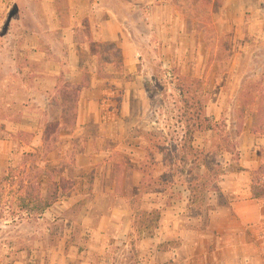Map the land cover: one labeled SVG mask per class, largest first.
<instances>
[{
	"label": "rangeland",
	"instance_id": "1",
	"mask_svg": "<svg viewBox=\"0 0 264 264\" xmlns=\"http://www.w3.org/2000/svg\"><path fill=\"white\" fill-rule=\"evenodd\" d=\"M97 1L124 22L136 49L131 70L114 44L78 50L82 66L73 70L78 59L59 42L56 20L70 25L73 15L88 14L90 0H0V142L15 149L0 186V261L53 264L63 253L80 264H190L193 242L217 234L208 228L218 199L202 204L189 191L192 179L174 170L163 192L147 194L143 172L164 167L148 152L147 132L160 128L158 137L170 141L180 130L175 80L184 79L225 130L198 135L195 146L228 173L237 199L251 190L264 165V0ZM93 23H82L92 40ZM40 53L56 70L65 66L62 75L48 76ZM93 75L111 95L101 123L92 119L83 131L77 88ZM236 128L239 139L230 135ZM22 181L56 203L28 217ZM233 257L213 254L225 263Z\"/></svg>",
	"mask_w": 264,
	"mask_h": 264
},
{
	"label": "crops",
	"instance_id": "2",
	"mask_svg": "<svg viewBox=\"0 0 264 264\" xmlns=\"http://www.w3.org/2000/svg\"><path fill=\"white\" fill-rule=\"evenodd\" d=\"M146 1L147 0H139V3H146ZM88 6V14L84 16L81 14L73 15L70 19V25L68 26H63V22H59L58 18L56 20L58 24V26H56V31L60 37L59 42L67 47V50H71L72 57L74 55L78 59L76 64H74L76 66H74L73 70L80 71V67L82 66V60L78 50H93L94 48L97 50L98 47L105 44H114L117 46L120 49L119 52L121 56L124 57L127 69L131 70L132 67H134L133 58L135 57L134 50L136 49L128 41L127 35L124 33V22L122 19L113 13V9L108 10L107 8H102V2L97 0L93 2L90 0ZM93 19L96 23H93ZM86 21L87 25H90V23L94 24V40L90 37L91 29L89 26L85 27L84 24H82ZM82 29L85 30L87 34L85 43L78 38L82 33ZM40 54L43 57H47L45 72L48 76L55 77V74L56 76L62 75L64 71L63 67L65 66H59L58 70H56V65L53 61L50 62V60H48V55ZM93 76L94 77L89 80L83 92H81L78 127L83 131H85L84 126L91 123L92 119H95L96 123H101L102 108H104V106H101V103H105V97L111 95L110 91L104 88L105 84H102V79L98 75ZM78 84L80 83L72 85L76 86ZM30 85H33V83ZM103 85L104 87L101 88ZM1 143L2 141L0 142V186L4 182L2 174L5 173L6 169L10 166L12 154L15 152L12 143L9 141H4L2 145ZM256 160L252 164V169L254 170H257L259 165V162ZM244 171L243 169L241 172ZM222 187V192L225 193V195L230 194L234 197L233 202L229 204V207L223 206L224 208L218 205L219 201L217 204L214 203L218 209L212 215L210 227L208 229L209 231L217 232V234L214 233L213 240L201 239L200 241L193 242L192 245L197 247L196 251L193 250L194 252H191L190 264H264V200H254L252 189L242 191V193L244 192V196H240V198L238 197L237 199L236 194L226 187V182H224ZM212 246L215 248V251H213L214 253L210 250ZM219 252L231 253L234 256L233 261L230 260L228 263H225L221 260H213V254H219ZM61 254L62 255H59L58 260L53 264H80L77 261L68 260L64 257L63 253ZM0 264L28 263L22 261L12 263L0 261Z\"/></svg>",
	"mask_w": 264,
	"mask_h": 264
},
{
	"label": "trees",
	"instance_id": "3",
	"mask_svg": "<svg viewBox=\"0 0 264 264\" xmlns=\"http://www.w3.org/2000/svg\"><path fill=\"white\" fill-rule=\"evenodd\" d=\"M175 77V75H174ZM176 92H178L177 103L179 112V124L178 131L170 134L172 138L170 141L166 140L163 134L162 137H158L157 133L160 132V128H151L148 130V137H150V144L148 145V152L153 153L156 156H160L163 159V171L155 174L151 172H143V178L141 180L142 189H148L147 194H159L161 191L158 187L167 184L168 175L172 170L180 173V175L187 174L192 181L189 183L191 195L197 196V199L201 200L202 204H208L215 201V198L220 202L223 200H229L233 198L232 195L223 193V187L228 173L220 172L219 164L214 168H211V161L209 152L206 149L195 146L196 138L200 134L204 133H222L220 124L207 115V104L197 97V94L193 91L192 86L188 84L184 79L176 78ZM77 86L78 94L87 86ZM73 87L74 86H70ZM199 89V88H198ZM234 133L231 132L234 138L239 139L242 136V129L236 128ZM163 141L162 144L159 141ZM236 150V146L233 147ZM236 153V165H240L241 155L240 152ZM32 156V155H30ZM34 157V155L32 156ZM192 165L189 171L185 170V166ZM165 168V170H164ZM264 165H262L257 171L252 174V194L253 199L256 201L264 200ZM211 169L213 173L211 174ZM217 169V170H216ZM169 170L170 172H167ZM240 171H243L240 168ZM148 176V177H147ZM212 179V180H211ZM7 178H4V182ZM219 183V184H218ZM19 194L21 195V211L27 213L28 217L32 218L37 212L44 215V213L50 209L56 202L46 201L41 198V195H36L35 184L24 181L20 182ZM214 185L213 195L209 196L211 190L210 185ZM221 184V187H220ZM199 195V196H198ZM219 197V198H217ZM217 201V200H216ZM217 201V202H218ZM214 203V202H213ZM229 203H231L229 201ZM229 203H227L229 205ZM210 205V203L208 204ZM208 224V223H206Z\"/></svg>",
	"mask_w": 264,
	"mask_h": 264
}]
</instances>
